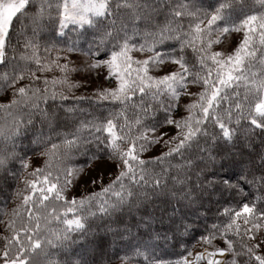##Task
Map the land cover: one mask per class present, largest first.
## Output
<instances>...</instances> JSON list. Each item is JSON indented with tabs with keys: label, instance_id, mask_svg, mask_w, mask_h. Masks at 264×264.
Returning a JSON list of instances; mask_svg holds the SVG:
<instances>
[{
	"label": "snow or ice",
	"instance_id": "snow-or-ice-1",
	"mask_svg": "<svg viewBox=\"0 0 264 264\" xmlns=\"http://www.w3.org/2000/svg\"><path fill=\"white\" fill-rule=\"evenodd\" d=\"M0 175V264H117L73 250L89 221L159 205L195 209L202 250L160 255L145 211L118 264H264V0H0Z\"/></svg>",
	"mask_w": 264,
	"mask_h": 264
},
{
	"label": "trees",
	"instance_id": "trees-1",
	"mask_svg": "<svg viewBox=\"0 0 264 264\" xmlns=\"http://www.w3.org/2000/svg\"><path fill=\"white\" fill-rule=\"evenodd\" d=\"M237 5L241 3L252 4L253 0H236ZM247 10V9H245ZM237 14L239 13V7L236 8ZM69 35L72 38H75V33L70 32ZM64 41H68V38H63ZM54 42H58V46L63 47L64 44L60 41V38H54ZM70 42V41H69ZM81 44L84 47H87V44L84 43V38H81ZM189 55L191 56V50H189ZM194 60L195 57L193 56ZM69 104L74 103V101H68ZM80 104L83 106L84 115L87 116V113L93 111L95 105L94 101H82ZM93 105L90 107L89 105ZM92 151H96L95 145L88 146ZM102 147V146H101ZM86 157H79L75 163L81 164L85 161ZM18 167V165L16 166ZM217 168H220L219 162L217 163ZM235 171L234 168L228 163L227 160L224 161V168L222 173H229ZM17 183L11 178H8L6 181L2 175H0V208L7 206L9 210L15 207L13 201V194L16 190ZM228 199V194L224 193L223 195L218 191L215 195L209 197L205 194L204 198V208L208 209L207 216L209 219H212L215 215L216 208ZM219 202V203H218ZM176 208L175 214L173 210ZM152 213L154 216L155 223L153 224L152 229V244L155 247L156 251L160 255H164L169 259H177L178 255L183 252L185 249L195 251L201 248V245L197 243L199 239V234L203 232V219H197V213L195 209L181 208L179 206H165L159 205L158 207H149L147 209L141 208L139 211H133L132 214L125 213L122 217V223L117 221L115 217L111 219L106 218L105 220H90L89 226L91 227V232L93 235H89L88 242L78 241L76 245L73 246L75 252L89 254L93 249L97 251L99 248H103L107 252V258L117 261L118 257L116 253L123 255L128 251L130 245L135 244L138 240L148 239V232L143 228H137L141 215L145 212ZM204 213L201 212L200 216L203 217ZM173 218L176 224L181 220L185 223H190L191 230L189 234L177 235L176 239H173V232L175 231V224L169 219ZM0 219H4L0 217ZM162 221V222H161ZM117 225H119V231H117ZM124 225H127L130 228V232L127 236L121 238V232H123ZM3 228V225H0ZM111 228V230H109ZM2 230V229H1ZM159 232L160 236L156 237L155 233ZM180 232H183V229H180ZM168 236V240L163 239L164 235Z\"/></svg>",
	"mask_w": 264,
	"mask_h": 264
},
{
	"label": "rangeland",
	"instance_id": "rangeland-1",
	"mask_svg": "<svg viewBox=\"0 0 264 264\" xmlns=\"http://www.w3.org/2000/svg\"><path fill=\"white\" fill-rule=\"evenodd\" d=\"M229 39H231V38H229ZM71 59H73V60H77V59H82V58H80V57H78L75 53H73V54H71V57H70ZM85 76H86V74L85 73H78V74H74V79H84L85 78ZM82 91H84V92H87V91H91V88H89V89H87V90H84V89H81V90H78L77 91V95H79ZM155 151V150H154ZM99 163V162H98ZM105 165H101V167H104ZM78 191H83V189H79ZM77 198H79V197H77ZM2 228L0 227V230H1ZM200 250H202L201 248H199V249H197V250H195V251H193L194 253L195 252H198V251H200ZM118 264V263H117Z\"/></svg>",
	"mask_w": 264,
	"mask_h": 264
}]
</instances>
